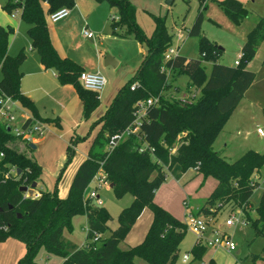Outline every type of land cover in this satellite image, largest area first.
Returning <instances> with one entry per match:
<instances>
[{
    "label": "trees",
    "instance_id": "trees-1",
    "mask_svg": "<svg viewBox=\"0 0 264 264\" xmlns=\"http://www.w3.org/2000/svg\"><path fill=\"white\" fill-rule=\"evenodd\" d=\"M94 1H107L110 7L118 10V20H111L112 34L118 35L117 30L124 29L122 36H132L144 44L146 55L139 69L118 90L104 115L98 119L100 131L63 199L58 197L56 188L39 192L36 187L33 189L38 193L36 199L24 198L19 188H30L38 183L42 170L32 151L16 147L17 141L0 124V152L4 155L1 166L20 171L19 176L0 184V243L11 238L25 246L26 253L18 264H37L35 258L41 248L60 257L62 264H135L136 259L146 264H176L187 227L153 199L167 174L178 181L189 169H195L203 181L212 178L216 182L204 203L193 212L195 216L216 221L219 213L230 205L235 209L229 211L243 210L245 221L250 222L256 234H264V193L254 209L256 218L250 220L246 214L257 187L253 177L264 168V153L247 151L237 160L227 162L213 150L225 123L255 79V73L247 69V64L264 38V18H259L249 33L238 66H225L217 63L222 49L201 35L203 14L199 9L187 30L189 37L198 38V58L173 57L165 64L170 73L168 79L161 68L164 54L172 45V35L165 27L164 19L152 16L154 31L146 37L134 21V7L129 0ZM198 1L202 8L206 0ZM219 5L236 21L247 15L238 0H224ZM73 7L74 0H7L4 10L9 14L19 10L20 19L28 25L27 36L42 68L53 71L61 86H71L75 90L85 121L99 106V94L82 87L78 79L83 69L57 53L46 23V15L61 8L70 11ZM12 33V28L0 25V94L17 101L33 118L60 128L57 118L42 120L32 100L21 93L20 67L26 54L21 50L13 57L8 55V39ZM204 62L212 64L208 76L204 73ZM180 74L189 78L187 91L199 90V97L190 104L182 103L168 93L178 90L171 80ZM134 84L136 87L131 90ZM158 95V105L146 110L136 134L125 137L107 154L109 140L133 127L134 105ZM73 156L74 151L68 145L58 180ZM101 162L115 197L130 194L132 202L120 212L117 229L108 238L92 243L94 234L102 236L106 232L109 220L105 209L83 199ZM144 209L152 213L144 240L135 247L122 250L120 244ZM79 216L86 219V239L82 247L64 236L65 232H72L71 222ZM207 251L204 244H194L190 250L192 261L201 264Z\"/></svg>",
    "mask_w": 264,
    "mask_h": 264
},
{
    "label": "rangeland",
    "instance_id": "rangeland-1",
    "mask_svg": "<svg viewBox=\"0 0 264 264\" xmlns=\"http://www.w3.org/2000/svg\"><path fill=\"white\" fill-rule=\"evenodd\" d=\"M165 1L129 0L134 7V21L143 34L150 37L154 31L152 16L161 17L164 19L168 32L172 35L171 48L175 51V54L187 59H196L198 58V38L189 37L187 30L192 25L198 10L201 9L203 14L201 35L222 49L217 63L225 66H234L233 63L240 56L241 49L249 33L256 27L258 19L264 18V0H238L247 11L246 17L240 21L232 19L219 5L224 0H206L202 8H200L198 0H172L170 5H166ZM6 2L7 0H0V25L9 26L14 30L9 37L8 55L13 57L21 48H24L27 60L22 69L31 71L40 63L37 53L29 50V46H32V44L26 32L28 25L20 19L19 10L12 14L4 10ZM87 2H92L95 6L93 13H91V9L87 8ZM77 4L84 9V12L80 13L81 18L79 21L74 18L72 22H67L69 19L67 18L61 22L53 23L46 15L51 43L59 55L71 57L79 64L86 63L89 66H94L100 54L102 61L101 75L105 78L106 85L103 91L99 93L100 105L85 121L82 119V109L78 96L71 86H61L48 75L47 79L43 78L42 83L36 87L38 88L37 108L42 117H58L61 121L60 128L47 125L48 133L44 136V143L38 145L37 149L33 151L37 161L42 164L44 169L39 184L43 190L48 191L56 188L57 177L66 160V147L69 145L74 151V156L68 166L67 172H69V169L73 168L79 158L87 154L97 137L100 131L97 122L101 113H104L106 108L110 106L118 90L133 77L142 64L144 55H146L144 44H140L132 36H122L125 33L124 29H118V35L112 34L111 18L119 17V14L118 10L115 7H110L107 1L98 3L94 0H74L72 9H76ZM102 8H104V11H102ZM72 12L70 9L69 14ZM101 14H104V22ZM89 15L91 17L88 20ZM83 27L92 34V39L82 36L81 30ZM107 55L114 64L105 67L104 62ZM211 65L209 62L203 64L204 73L207 76L210 73ZM247 69L255 73V79L251 84L252 89L247 98L259 99L262 107H264V38L257 46L253 58L247 64ZM24 82L29 87L36 85V79L33 77H26ZM188 82L189 78L185 74L176 75L171 83L178 90H169V93H172L176 100L180 99L187 92ZM44 86H46V89H43ZM192 93L196 94V99L200 95L198 89H192ZM188 95H191V93H188ZM254 111L260 112L258 119L254 121L248 122L247 117L240 115L242 123L246 125L243 127L238 126V132L230 130V123L226 124L228 119L222 129L223 131L227 129V132L222 133L221 131L215 140L213 150L227 162L237 160L248 150L264 153V137H260L256 133L258 128L264 131V110L254 106ZM23 112L30 115V112L26 109ZM71 140L73 142L70 143ZM224 144L226 145L224 146ZM15 145L19 149L27 150L28 148L19 142H16ZM172 153H174V150ZM57 166H60V168H57ZM55 169H59L56 178L48 173V171L51 173ZM259 172L260 174L256 176L259 177L258 186L255 188L250 199V205L246 209V214L249 215L250 220L256 218L254 209L258 205L262 193H264V168L260 169ZM215 185L216 182L212 178L203 181V177L195 169L186 171L178 181L167 174L165 182L155 193L153 201L161 208L168 210L173 217L183 222L185 204L192 209V212H195L194 209L204 203ZM93 188L94 186L88 185L84 191L85 198L88 197ZM96 195L102 203L101 207L109 215L107 230L100 238V240H104L117 229L119 225L118 216L124 208L131 204L132 196L125 194L117 198L109 186L96 190ZM183 197L186 202L182 201ZM90 202L94 205L92 200ZM233 209L235 208L229 205L219 213L216 218V227L222 226L224 228L227 216L231 212L237 211L235 215L241 216L239 209L229 211ZM151 222L152 213L150 210L144 209L120 244V248L125 250L127 247H135L142 243ZM246 223L237 225L235 228L226 229L236 249L233 253L231 252V255L225 254L222 256V264H228L232 260V264H264V251H262V248H264V234H256L250 222ZM71 225L74 240L78 244L83 243L86 239L85 217L74 218ZM144 231L145 234L141 237ZM205 237L207 239L212 238L209 232L206 233ZM13 240H6L3 247L0 245V264H18V261L23 257V254L20 255L21 250H19V246L22 245ZM195 240V236L187 228V232L179 246V257L176 264H183L182 257L184 254L189 256L188 264H200L198 261L193 262L190 254ZM98 244L96 245L98 246ZM237 251H240V253L236 254ZM215 260L217 263L218 259ZM35 262L37 264H62V259L48 254L44 248H41L36 255ZM201 262H209V260ZM135 264L146 263L136 259Z\"/></svg>",
    "mask_w": 264,
    "mask_h": 264
},
{
    "label": "built area",
    "instance_id": "built-area-1",
    "mask_svg": "<svg viewBox=\"0 0 264 264\" xmlns=\"http://www.w3.org/2000/svg\"><path fill=\"white\" fill-rule=\"evenodd\" d=\"M69 9L61 8L57 11L48 15L49 20L53 23L59 22L69 15ZM113 20L117 21L118 17H113ZM82 35L88 39L93 38L92 34L86 31L85 27L82 30ZM175 51L170 47L164 54L163 57V67L161 68V72L167 74L168 79L170 78V73L168 69L165 67V64L175 57ZM240 61V56L237 57L236 61L234 62V66H238ZM79 82L82 87L86 90L95 92L99 94L103 91L106 80L100 73H81L79 76ZM136 85L131 86V90H133ZM191 93V95H188ZM172 97H174L172 95ZM175 99V98H174ZM196 99V94L192 93V90L185 92L179 100L182 103L190 104ZM159 103V95L153 98H150L144 102H137L134 105V118L132 128L128 127L124 132L121 134L113 136L109 142L106 144V152L110 154L111 151L121 142L124 140L125 137L128 135L136 134L138 130V126L140 120L145 117L146 110L150 107H155ZM0 124L6 127V132L9 136H11L14 140L19 143H22L25 146H30L35 144L37 140H40L48 133V124L41 120H37L33 117L25 116L23 114L22 106L12 99L11 97L0 94ZM8 129V130H7ZM257 134L261 137H264V131L260 128L256 130ZM173 152V151H172ZM3 153L0 152V184L4 183L7 179L14 176H19L17 173V169L11 166H1V162L3 160ZM103 162L100 163L99 170L91 179L89 186H94L93 190L89 193L88 197L85 198L83 195L84 200H92L94 206L101 207L102 203L99 200V197L96 195V190L104 187L109 186V182L107 180L106 174L102 169ZM38 197V193L33 192L32 194L25 193L24 198H31L36 199ZM238 210V209H237ZM238 211L241 212V216H236V212H231L224 223V228L230 229L235 228L237 225L240 224H247L244 219L243 212L239 209ZM184 224L190 230V232L195 236V245L204 244L207 248H220L227 252L235 251V245L231 240V236L228 235L225 231L215 227L216 221L214 220H207L201 216H195L190 208H188L185 204V212H184ZM210 232L212 238L207 239L205 237L206 233ZM101 238L100 235L94 234L93 238L91 239L92 243L97 242ZM85 245V244H84ZM83 245V246H84ZM189 261V256L184 254L182 257V263L186 264ZM201 264H209L208 262H202Z\"/></svg>",
    "mask_w": 264,
    "mask_h": 264
},
{
    "label": "crops",
    "instance_id": "crops-1",
    "mask_svg": "<svg viewBox=\"0 0 264 264\" xmlns=\"http://www.w3.org/2000/svg\"><path fill=\"white\" fill-rule=\"evenodd\" d=\"M84 3H86V2H84ZM88 3V2H87ZM87 5V8H89V9H91V13H93V11H95L94 9H95V6L93 5V3L92 2H89L88 4H86ZM80 8H81V10H80ZM72 13L71 14H69L68 15V17L67 18H69L68 19V21L67 22H72V20L75 18V19H77L78 21L80 20V18H81V12H84V9L81 7V5L79 6L78 4H77V7H76V9L74 8V9H72ZM102 11H104V8H102ZM70 13V12H69ZM90 13V14H91ZM19 15V14H18ZM90 17H91V15H89L88 16V20L90 19ZM103 17V18H102ZM67 18H65V19H67ZM101 18H102V20H103V22L105 21V18H104V14L102 15L101 14ZM64 20V19H63ZM111 20H112V18H111ZM62 21V20H61ZM61 21H59V22H61ZM56 23H58V22H56ZM1 26H2V24H1ZM4 27V26H3ZM7 27H9V26H7ZM11 28V27H10ZM84 28V27H83ZM13 30V29H12ZM83 30V29H82ZM82 30H81V32H82ZM14 31V30H13ZM82 34V33H81ZM83 36V35H82ZM90 39H92V38H90ZM8 45H9V39H8ZM24 48H21L20 49V51L22 50L23 52H24V50H23ZM33 48H32V46H29V50L30 51H33L32 50ZM56 49V48H55ZM61 57H65V58H69V59H71V60H73L74 62H76L74 59H72L71 57H67V56H62V55H60ZM145 56V55H144ZM100 57V58H99ZM98 59H97V63L94 65V66H89V64L87 65L86 63H80V64H82V65H80L78 62H76L82 69H83V72H85V73H100L101 74V69H102V66H101V55L99 54L98 55V57H97ZM26 60H27V56H26ZM26 60L24 61V63L26 62ZM236 61V60H235ZM234 61V62H235ZM23 63V64H24ZM40 63V62H39ZM23 64L21 65V67H20V71H21V73H22V78H21V82H20V91H21V93L23 94V95H25V96H27L30 100H32V102H33V104L35 105V107H36V110H37V112H38V115H39V117L43 120V119H54V118H51V117H48V118H43L42 117V115L40 114V112H39V110H38V108H37V106H38V101H37V91H38V88H36L40 83H42V79L43 78H46L48 75H50V78H52V79H55L56 80V76H55V74H54V72L53 71H51V70H44L43 68H42V66H41V64H39L38 66H36V67H34L33 68V70H28V69H22V66H23ZM86 64V65H85ZM233 65H234V63H233ZM53 74H54V77H53ZM33 77V78H35L36 79V85L34 86V87H29V86H27L26 85V83L24 82L25 81V78L26 77ZM47 79V78H46ZM57 81V80H56ZM34 88H36V89H34ZM43 89H46V86H44V88ZM251 89H252V85L247 89V91L245 92V94H244V96H243V98L241 99V101L239 102V104L237 105V107L233 110V112H232V114H231V116H230V118H229V120H228V122L226 123V124H228V123H230V130L232 129L233 131H235V132H238L239 131V129H238V126H241V127H243V126H245L246 124H243L242 123V117H240V115L241 116H244V117H247V119H248V122L249 121H254L255 119H258V116L260 115V112H258V111H254V106H257V107H259L260 108V110H264V107H262V104H261V102L259 101V99H256V98H254V97H252V98H247V95H248V93H250V91H251ZM169 93V92H168ZM173 95V94H172ZM174 96V95H173ZM80 102V101H79ZM99 102H100V97H99ZM100 105V104H99ZM80 106H81V103H80ZM23 108V107H22ZM98 108V107H97ZM25 108H23V110H24ZM81 109H82V107H81ZM107 109V108H106ZM105 113V112H104ZM104 113L102 112L101 113V116H103L104 115ZM23 114H25V116H29V117H32V115L30 114V115H26V113H24L23 112ZM100 116V117H101ZM55 118H57L59 121H60V119L58 118V117H55ZM60 125H61V121H60ZM225 132H227V129H225L224 131L222 130V133H225ZM257 133V132H256ZM220 135V134H219ZM261 137V136H260ZM224 140H226V139H224ZM44 141H45V139H44V137L43 138H41L40 140H37L36 141V143L35 144H32L33 146H35V149L34 150H32L31 148H30V146H28V149H30L31 151H32V155H33V157L36 159V157L34 156V153H33V151H35L36 149H37V146L38 145H42L43 143H44ZM226 144H224V146H225ZM214 146V145H213ZM67 148V147H66ZM214 149V148H213ZM248 151H252V150H248ZM255 152V151H254ZM66 154V153H65ZM87 155V154H86ZM86 155L85 156H81L80 158H79V160L77 161V163L73 166V168H71V169H69V172H67L68 171V167L64 170V172L62 173V175L60 176V179L58 180V177H59V175H58V177H57V173H58V170L59 169H55V171H53V172H49L48 171V173L49 174H51V176H53L54 178H56L57 177V180H56V189H57V194H58V197L59 198H61V199H63V198H65L66 197V195H67V193H68V189H69V187H70V184H71V182H72V179H73V177H74V175H75V173H76V171H77V169H78V167H79V165L82 163V161L86 158ZM36 161H37V159H36ZM65 162V161H64ZM37 163L40 165V167H41V170H42V173L44 172V169H43V166H42V164L39 162V161H37ZM64 164V163H63ZM69 166V165H68ZM57 168H60V166H57ZM68 173V174H67ZM258 174H260V172H258ZM258 174H255L254 175V177H253V179L256 181V184H257V186H258V180H259V177H256V176H258ZM40 182V181H39ZM39 182L38 183H36V190L37 191H46V190H43V188H42V186H40V184H39ZM214 189V188H213ZM212 189V190H213ZM48 191V190H47ZM210 194V193H209ZM185 198L183 197L182 198V201L184 202L185 200H184ZM186 202V201H185ZM155 203V202H154ZM189 205V204H188ZM159 206V205H158ZM199 207V206H198ZM198 207H196V209H194L195 211L198 209ZM168 211V210H167ZM191 211H192V209H191ZM147 215V214H146ZM147 218H148V216H147ZM139 221V220H138ZM215 227H216V223H215ZM218 227V226H217ZM85 228H86V219H85ZM219 229H221V230H223V231H225L226 232V228H223L222 226H219L218 227ZM210 233V232H209ZM227 233V232H226ZM144 234H145V231L142 233V235H141V237H143L144 236ZM228 234V233H227ZM229 235V234H228ZM64 236L67 238V239H69L70 241H72L74 244H76L77 246H79V247H82L84 244H85V241L83 242V243H77L75 240H74V234H73V231L71 232V233H68V232H65L64 233ZM11 239V238H10ZM8 240V239H7ZM141 240V239H140ZM13 241H17V240H13ZM6 242V241H5ZM5 242H3V243H0V245H1V247H3V245H4V243ZM19 242V241H18ZM20 244L19 245H22V246H19L20 248H19V250H21L20 251V255H22V256H24V254L26 253V249H25V246L21 243V242H19ZM127 248H129V247H127ZM233 253V252H232ZM240 253V251H237L236 252V254H239ZM231 255V253L230 252H227V251H225V250H223V249H218V248H212V249H208V251H207V253L205 254V256L203 257V259H202V261H205V260H209V264H222L223 262H222V256H224V255ZM218 259V262L216 263V260L215 259ZM233 261V260H232ZM232 261L230 262V263H228V264H232Z\"/></svg>",
    "mask_w": 264,
    "mask_h": 264
},
{
    "label": "water",
    "instance_id": "water-1",
    "mask_svg": "<svg viewBox=\"0 0 264 264\" xmlns=\"http://www.w3.org/2000/svg\"><path fill=\"white\" fill-rule=\"evenodd\" d=\"M171 1H172V0H166V1H165V4H166V5H170V4H171ZM111 64H114V63H113V61L109 58V56L107 55V56L105 57L104 65H105V67H106V66H109V65H111ZM7 130H8V129H7ZM30 148H31L32 150H34V149H35V146L30 145ZM17 173L19 174L20 171L18 170ZM35 186H36V184H32L30 188H28V187H21V188H19V191H20L21 193H23V194L28 193V194L30 195V194H32V193L34 192L33 189H34ZM109 187L111 188L112 186L109 185Z\"/></svg>",
    "mask_w": 264,
    "mask_h": 264
}]
</instances>
